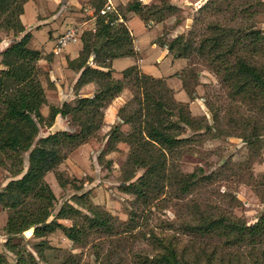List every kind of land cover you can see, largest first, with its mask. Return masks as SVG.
<instances>
[{
    "label": "trees",
    "instance_id": "16d2710c",
    "mask_svg": "<svg viewBox=\"0 0 264 264\" xmlns=\"http://www.w3.org/2000/svg\"><path fill=\"white\" fill-rule=\"evenodd\" d=\"M28 1L0 0V29L14 31L16 37L23 34L0 55V166L12 178L0 191V205L8 209L3 228L8 235L5 247L15 255L11 260L0 251V264H53L47 252L61 248L53 246L49 237L58 230L75 248L90 245L99 264H130L127 247L132 237L134 241L142 237L153 248L151 255L133 251L132 264H264V210L257 221L249 223L233 211L241 203L236 196L231 198L230 209L193 198L196 192L201 195L208 191L221 177L234 175L231 161L210 173L203 166L186 172L177 162L185 153L193 152L196 144H203L204 137L236 136L250 152L246 161L250 173H239L241 182L249 177L264 183V176L257 180L249 168L262 160L264 142V30L253 21V0H246L248 7L231 0H209L199 8L198 23L190 32L172 40H157L176 58L189 60L179 76L191 98L196 97L200 85L201 66L217 77L226 99L217 106L206 97L212 123L206 115H193L190 105L176 98L164 78L141 72L136 66L126 68L122 78H114L113 70L104 69L113 59L136 54L126 14L101 13L108 0L90 1L96 30L84 31L80 56L69 63L73 69L82 70L76 87L94 82L95 95L51 105L49 115L44 116L46 72L38 63L41 51L29 47L31 32L21 18ZM256 6L264 7V0H258ZM125 10L147 23L178 17L179 7L171 0L152 5L134 0ZM93 52L95 63L103 68L87 64ZM126 89L133 97L119 109L122 122L111 127L103 153L118 150L119 143L128 146L120 189L135 196L129 219L121 220L89 203L83 195L74 198L76 205L64 202L55 214L58 196L46 180L47 173L54 171L63 188L71 184L59 166L77 147L98 135L105 110ZM58 114L69 118L70 129L40 136L41 128L51 127ZM224 121L237 130H224ZM124 125L129 126L128 131L122 130ZM140 170L144 172L137 177ZM172 200L183 202L190 220L169 221L166 227L175 231L171 235L161 236L153 229L139 231L142 209L151 213L154 206L162 211ZM60 220L72 223L66 225ZM145 227H149L148 219ZM25 232L37 239L32 249L22 244ZM94 236L102 241L92 240ZM184 238L187 245L181 248ZM109 244L112 247L105 251ZM81 256L70 252L57 264H80Z\"/></svg>",
    "mask_w": 264,
    "mask_h": 264
},
{
    "label": "rangeland",
    "instance_id": "374dc122",
    "mask_svg": "<svg viewBox=\"0 0 264 264\" xmlns=\"http://www.w3.org/2000/svg\"><path fill=\"white\" fill-rule=\"evenodd\" d=\"M60 0L59 4L56 6V9L51 12L52 14H56L58 16L59 13L61 15L59 18L62 19V22L65 23V26H61L57 31L56 35L58 36L64 30H66V26L71 22L67 21L70 13L73 12L76 18L79 19L77 22L82 26L73 24L78 26V28H84L83 30H89L91 24L87 23L84 25V22L94 16V9L90 3L91 0ZM134 0H119L113 1L116 9L122 14H126V22H128L129 17L137 15L132 11L125 10V6L128 2ZM143 4H160V0H140ZM173 4H176L179 7L178 17L180 18L177 21V16H171L167 18L163 22H156L150 20L145 23L142 20V23H139L136 27H134V32L138 35V44L141 55L144 59H148L149 62H144L145 66L152 67L158 66L155 69V72L158 71V68L163 65H167L169 63L168 59L158 64H156L157 57H154L155 53L160 48H155L152 46V41L157 38L164 40H172L179 35L187 34L198 23L197 18L199 17V8L209 0H171ZM233 3L242 6L248 7L245 4L246 0H231ZM258 0H253L252 11L256 13L253 17V21L256 24V27L262 28L264 30V7L256 6ZM35 13H37L36 5L34 7L32 3L27 7V12L23 18V23L28 25L29 27L35 23ZM41 14V13H40ZM41 16V15H40ZM139 17V15H137ZM41 23L45 22L44 18H39ZM44 20V21H43ZM66 21V22H65ZM153 24H152V23ZM145 23V24H144ZM147 25H151L154 28L149 30L146 27ZM159 24V25H158ZM72 25V24H71ZM158 25V27H156ZM26 28V27H25ZM27 30V29H26ZM91 30V29H90ZM0 31H4V33H8L9 36L14 31H5L4 29H0ZM29 31V30H28ZM130 34L132 36L131 30L129 29ZM6 35V34H4ZM23 34H20L17 39ZM34 35V37H33ZM33 35L31 34V39L29 42V47L40 49L43 45L51 46L53 40L50 39V27L48 25L43 26L40 29H35L33 31ZM15 36V34H14ZM133 37V36H132ZM7 38V37H6ZM9 39V38H8ZM11 39V38H10ZM81 43L71 44L65 48V51L71 49L73 47H80ZM187 60V59H185ZM121 62H125V59L116 60L117 69H122ZM160 62V61H159ZM187 65L183 70H185L189 65V60H187ZM125 67V66H124ZM201 71L199 74L200 85L196 88V97L191 98L189 96L190 101H185L190 105V109L193 115L201 116L204 114V108L206 107V116L208 117L210 123L212 120V113L209 112L205 102L206 97L210 98V100L216 101L217 106H222L223 101L226 99L223 90L220 87L217 77L207 70L205 67H200ZM181 72L176 75H180ZM123 71V70H122ZM165 79V78H164ZM166 80V79H165ZM132 93V92H131ZM133 94V93H132ZM133 97V96H132ZM203 98V99H201ZM131 100V99H130ZM205 104V106H204ZM223 112V111H222ZM195 115V116H196ZM119 122H122L119 120ZM224 130L226 131H235L237 128L233 125L226 123L225 121L222 123ZM126 125L122 126V130L128 131ZM45 134L40 131V136H44ZM107 134H98L96 138L98 142H102ZM199 139V137H198ZM98 144V143H96ZM195 143L192 144L194 146ZM123 146H127L125 143ZM128 148V146L126 147ZM194 151L191 153H185L178 162L180 168L186 172H193L198 166H203L206 172H218V169L221 165L227 163V161H231V167L235 171L234 175H231L229 178L219 179L220 181L215 183L208 191L199 195L197 192L193 195V198L197 196L199 200H205L212 202L213 204H219L223 206V208L230 209L231 206V198L236 196L241 203L239 206L233 208L235 215L239 217L245 218L249 223H254L257 221L260 213L264 210V183L263 182H255L254 179H249L247 177L245 181L241 182V177L238 175L242 173L244 175H249V171L247 172L248 165H246V161L249 157V148L242 138L236 136H221L219 138H210L204 137L203 144H196ZM104 149L100 148L99 145L96 147H89L82 153H74L71 155L70 159L65 162L66 169L64 167L63 172L65 177L72 180L71 184H67L64 189L59 190L58 185L55 183V190L57 191L58 200L55 204L56 214L59 210L60 206L66 201L71 202L76 205V200L74 199L77 196L83 195L86 197L89 203H93L103 207L104 209L111 212L113 215L118 216L121 220L125 221L129 219V212L134 206L135 196L130 193L123 192L120 189V185L123 179V171L125 168V161L127 156H123V152L125 150L121 149L116 154L113 155V158H109V154L103 153ZM262 160L259 162H255L250 166L251 172L257 178V180H263L264 176V142L261 147ZM68 157V158H69ZM110 163L108 164V162ZM27 164V163H26ZM240 166V168L238 167ZM28 165H26L27 167ZM70 168V171L67 169ZM59 169V168H58ZM54 172V171H51ZM144 171L140 170L137 173V177L141 175ZM50 173V172H49ZM48 174V173H47ZM10 172L0 166V191L8 184L11 180ZM48 180V179H46ZM50 180V179H49ZM135 180V179H134ZM239 180V181H238ZM54 191V190H53ZM219 192V193H218ZM225 195V196H224ZM175 203V204H174ZM177 204V205H176ZM176 205V206H175ZM183 202L172 200L170 202V206L160 211L156 207L152 206L151 213L149 211L145 212L142 209V216L140 219L141 227L139 231L145 232L153 229L157 234L161 236L174 234V229H169L166 227V224L169 221L174 223L180 222L181 220H190V214L186 208L183 206ZM8 218V209L4 208L0 205V251L5 252L9 259H14L15 255L7 250L5 247V243L8 239V235L5 234L3 228L6 224ZM54 218V214L51 216L50 220ZM145 219H148L149 227H145ZM70 222H72L70 220ZM65 224V223H64ZM178 227V226H177ZM138 232L137 230L134 231ZM177 235V234H176ZM25 241L22 243L27 246L29 249L32 243L37 241L33 237V235H29L27 232L24 233ZM64 234L59 230L56 232V235L53 234V238L51 240V244L55 247L60 246L62 244L61 239ZM94 236L92 240L96 242L100 239ZM91 240V241H92ZM28 242L30 244H28ZM186 238L181 240L180 247H185ZM70 243H65V246H68ZM62 246V245H61ZM70 246V245H69ZM72 249L62 248L59 250L48 251L49 261L53 264H57L64 260L68 253L74 252L81 256L80 264H98L94 261L92 256V249L90 245L85 248H75V245ZM112 245L105 246V251L109 250ZM76 249V250H75ZM82 249V250H81ZM133 249V250H132ZM75 250V251H74ZM127 250L129 251V263L132 264L133 257L132 253L140 252L143 255L145 254H153V248L148 242L142 237H137L136 240H133V237L129 239ZM131 250V251H130ZM83 251V252H82ZM131 261V262H130Z\"/></svg>",
    "mask_w": 264,
    "mask_h": 264
},
{
    "label": "crops",
    "instance_id": "0c3cea01",
    "mask_svg": "<svg viewBox=\"0 0 264 264\" xmlns=\"http://www.w3.org/2000/svg\"><path fill=\"white\" fill-rule=\"evenodd\" d=\"M59 1L60 0H29L25 4L24 14L21 17L22 22H23V18L27 12V7L31 3L34 7V4H35L36 8H37V13H35V17H34L35 23L32 24L30 27L28 25H26L25 23H23L24 26L26 27L27 31L29 30L28 32H31V34L33 35V31L35 29H40L45 25H48L50 27V39L53 40V43L49 47H48V45H43L39 49L41 51V59L38 62L39 66L42 68V70L46 72V75L45 76L43 75V84H44V88L46 90V95H47L48 101H47V104L43 105V107L41 109L43 115L46 117L50 113V106L51 105L61 106L64 102L73 103V102H75V100H77V98H80V97H92L95 95V93L97 91V84L94 82L87 83V84L77 88L76 84L79 80V77L81 75L82 70L77 71V70L73 69L72 67H70V65H69L70 61L75 60L76 58H78L80 56L81 50L83 49V42H82L81 36L84 33V31H90V29L92 31L96 30V17L92 16L91 19L84 22V25L89 23V24H91V26H90L89 30H83L84 29L83 27L78 28V26L73 25V24H76V25H79V27L82 26L81 24H79L77 22V20L79 21V19L76 18L75 14L73 12H69L70 16H69V18H67V21L71 22V23L66 26V30H64L62 33H60L57 36L56 35L57 32H54V31H57L61 26H65L64 25L65 23L62 22V19L59 20V18H61L66 13V11H65V13H63V15H62L61 14L62 12H61L58 14V16H56V14L51 13V12H53V10L56 9V6L59 4ZM113 1H116V0H108L107 3L111 4L113 6L112 11H116L117 13H119L118 9H116V6H115ZM117 1H119V0H117ZM69 3H71L70 0H69ZM38 17L44 18L45 22L41 23L39 21ZM120 20L123 21V18L121 17ZM125 23L128 26V28L131 30L136 54L133 56L119 57V58L113 59L112 61L108 62L109 67L104 68V69L113 70V77L114 78H122L123 77L122 72L126 68H128L130 66H136V67H138V69H140L141 72H144L146 74L152 75V76L157 77V78H165L166 81L168 82V84L174 89L175 96L178 100L183 101V102L190 101L188 93L183 89V82H182L180 76L176 75L177 73L181 72V70H183L185 68V66L187 65L186 64L187 60H185V58H176L175 56H173L166 47H163L159 43H157V38H158L157 37L152 41L153 47L160 48L154 55V57H157V60L155 62H156V64L159 65V63L162 64L163 61L168 59L169 63H167V65L160 66L158 68V71L155 72V69L158 66L152 67L153 62H150L151 66H148V65L145 66L144 65V62H146V60H147V62H149V61H148V59H144L143 56L141 55L140 50H139V44H138V40H139L138 38L139 37L134 32V27H136L139 23H142V20L137 15H134V16L129 17L128 22H125ZM158 25H156V27H158ZM146 27L149 28V30H152L154 28L153 26L147 25V24H146ZM72 29H75L79 33V36H80L79 39L76 42H71V43L65 45L64 47H62V49L58 53H56L58 39L60 38V36L62 34L68 32ZM8 33H4V31L3 32L0 31V55H1L3 50H5L12 42L16 41L17 38L19 37V36H17V37L14 36V33H11V35L9 36ZM4 34H6V35H4ZM33 37H34V35H33ZM78 42H80L81 43L80 45H82V46H80L78 48L73 47V48L65 51V48L68 45L78 44ZM0 59H1V56H0ZM120 59H125V62H121V66H122L121 68L122 69L118 70L117 66H116V60H120ZM87 64L89 66H93V67H100L95 63V53L94 52L89 57ZM100 68H103V67H100ZM132 96H133V94L131 93V91L126 89L105 110L104 125L98 133L99 135L100 134H103V135L107 134L102 142H98V139L96 137H93L89 140V142L77 147L69 156L71 157V155L74 153L75 154L76 153H82L86 149H88L90 146L96 147L97 145H99L100 148H103L105 150L107 147V144H108V138H109L108 132L110 131L111 127L114 124L119 123V120L121 121L120 117L118 116V111L126 102H128L130 99H132ZM201 99H203V98H201ZM204 106H205V104H204ZM205 109H206V107L204 108V114L203 115H206ZM70 126H71V124H70L69 118L63 117L61 114H58L55 118L53 125L51 127H42L41 131L43 134H45L44 136H46L50 133H56V132L62 131V130H69ZM128 128H129V126L126 125V128H124V129H128ZM96 143H98V144H96ZM123 145H124V143H119L118 144V150H114V151L107 153V154H109L108 157L113 158V155L116 154L121 149L126 151V152H123V156L126 157L127 152H128V148H126L127 146H123ZM70 157L67 158L65 161L70 159ZM62 167H64L66 169L65 162H63L59 166L60 171H63L64 168H62ZM67 169L70 171V168H67ZM46 179H48L47 181L51 185V187L54 190L56 195L58 194L57 191L64 189L59 184L55 172L48 173L46 175ZM55 183L58 185L59 190H55V188H57V186H55ZM60 222L65 223L66 225H70L72 223V222H70V220H60ZM56 232H54L53 234L56 235ZM28 234L31 236L30 232ZM53 234L50 235V237H49L50 239L53 238ZM61 242H62V244H61L62 246L60 245L57 247H62V248H68L69 247V249H72L74 247L73 242L70 239H68L65 235L61 239ZM64 242L70 243V244H68V246H65Z\"/></svg>",
    "mask_w": 264,
    "mask_h": 264
},
{
    "label": "built area",
    "instance_id": "2783aa9c",
    "mask_svg": "<svg viewBox=\"0 0 264 264\" xmlns=\"http://www.w3.org/2000/svg\"><path fill=\"white\" fill-rule=\"evenodd\" d=\"M113 10V6L111 4H105V6L101 9V13L105 14L109 11ZM79 33L75 30L72 29L64 34H62L60 36V38L58 39V43H57V49H56V53H58L62 47H64L65 45L71 43V42H76L79 39Z\"/></svg>",
    "mask_w": 264,
    "mask_h": 264
}]
</instances>
